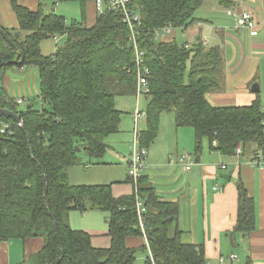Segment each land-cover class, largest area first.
Listing matches in <instances>:
<instances>
[{
    "label": "trees",
    "instance_id": "obj_1",
    "mask_svg": "<svg viewBox=\"0 0 264 264\" xmlns=\"http://www.w3.org/2000/svg\"><path fill=\"white\" fill-rule=\"evenodd\" d=\"M56 1H77L81 21L67 23L62 15L45 13L41 0L35 9L9 0L17 26L6 28L0 22V29L23 53L16 59L0 33V107L20 118L18 124L0 113V124H6L0 131V240L42 237L33 264H55L58 257V264H135L138 251H145V264H152L150 256L155 264H208L202 245L181 240L178 203L161 199L142 172L147 150L158 135L161 114L172 112L176 128L192 129L194 155L206 141L210 151L233 157L251 150V163L263 160L261 96L256 94L246 105H212L206 94L223 83L222 47L206 46L198 37L189 47L174 37L163 41L156 36L165 26L184 32L196 22L194 13L204 0H131L127 8L139 17L134 37L121 9L100 14L95 10L94 23L86 25L87 4L94 0ZM56 35L66 39L52 54H43L40 43ZM134 42L142 52L141 68L148 70L144 110L136 93ZM29 66L38 71L39 109L31 104L19 108L20 97L4 87L8 69ZM133 95L139 113L135 121L134 111L133 138L136 129L137 149L145 150L136 180L127 174L133 191L114 196L111 183L71 184L68 169L82 163V152L98 163L106 153V138L119 130L122 111L116 97ZM140 120L144 127L138 129ZM129 149L125 161L133 152V139ZM237 191L236 221L229 234L248 236L255 229V202L242 182H237ZM137 201L145 208L140 215ZM71 210L106 213L109 246L95 247L89 232L72 228L67 221ZM128 237H143L145 242L129 246ZM245 264L254 263L247 257Z\"/></svg>",
    "mask_w": 264,
    "mask_h": 264
},
{
    "label": "crops",
    "instance_id": "obj_2",
    "mask_svg": "<svg viewBox=\"0 0 264 264\" xmlns=\"http://www.w3.org/2000/svg\"><path fill=\"white\" fill-rule=\"evenodd\" d=\"M18 1L35 9L38 0ZM226 1V4H222L219 0H204L194 13L196 22L189 25L184 32H179L180 39L178 36L176 38L177 30L159 38L168 41L174 37L186 42L189 47L197 37L202 39L206 46L220 45L223 55L221 71L223 83L219 90L207 93L206 99L212 105H246L255 98L256 94L261 96L263 87L260 81L264 79V0ZM228 9L233 10L236 15L241 11L250 12L256 34H251L248 28L237 27L236 16L229 14ZM87 10L85 24L91 25L96 16L93 2L87 4L86 12ZM0 22H3L6 28L17 26L9 0H0ZM58 37L57 35L53 37L55 45L61 39ZM20 74H23L22 78H26L29 84L32 77L35 81L38 71L37 68L28 69V67L19 69L14 67L7 70L4 87L13 97L20 94L18 84L20 82L23 84ZM256 84L259 92L252 91ZM261 102H264V96H261ZM163 114L161 116H164ZM121 118L119 130L106 138L108 146L105 158L103 156L98 164H106L108 161L106 156L107 159L121 157L119 161L126 164L128 134L121 131L129 132L126 124L130 122V116H121ZM164 120L170 125L168 116L164 117ZM141 121H143L142 128L144 120ZM162 124L160 119L161 133ZM166 136L165 143L155 142V139L150 145L146 156L147 166L142 172L148 176L161 199L178 203L181 240L202 245L208 264H245L247 257H250L254 264H264V169L250 162L251 150H246L240 156L228 157L218 151H210L203 145L199 153V163L193 162L190 169L186 170L176 161V157L187 152L192 157L195 156L192 153L193 131L172 126ZM220 165H225V168H221ZM126 179L127 175L124 179L110 180L114 196L133 191L131 183L126 182ZM237 182H242L255 202V229L248 236L241 233L229 234L237 215ZM216 186L221 187L222 190H216ZM95 212L101 214H98V217L102 218L104 224L94 226L98 224L97 216H95L96 224L93 220L84 218L82 219L84 224L89 225L82 230L91 234L93 246L108 247L110 237L107 235V214L101 211L86 213ZM69 215L68 213V223ZM144 242L143 237H128L126 241L129 246H138ZM42 246V237L0 240V264H33L32 256ZM136 259L137 264H145L144 254L141 255V260L137 255Z\"/></svg>",
    "mask_w": 264,
    "mask_h": 264
},
{
    "label": "rangeland",
    "instance_id": "obj_3",
    "mask_svg": "<svg viewBox=\"0 0 264 264\" xmlns=\"http://www.w3.org/2000/svg\"><path fill=\"white\" fill-rule=\"evenodd\" d=\"M43 3V10L45 13L48 12H54L56 14L62 15L66 18L67 23L75 20V21H81V13H80V7L79 3L77 1H62L58 2L56 0H41ZM34 7V6H32ZM88 13V10L87 12ZM6 20H9L6 18ZM3 23V22H2ZM86 23V22H84ZM14 26V24L12 25ZM179 35V32L176 33V38ZM61 39H59L57 45H60L64 42L66 39L65 36H59ZM58 37V38H59ZM178 39L180 37L178 36ZM55 41L53 37L45 39L41 43V51L45 55L52 54L55 50ZM222 67V66H221ZM35 68L33 66H29L28 69ZM23 74H20V80H23V84H18V90L20 94L16 95L17 97H20L21 99L23 98V101L19 103V108H25L27 105L31 104L34 109H39L41 107L40 103V98L38 97L39 92H38V87H39V82H38V76L36 77L35 81H33V77L30 79L29 84H27V79L22 78ZM261 85L264 87V79H261ZM262 87L261 91V96H264V88ZM16 94V93H15ZM28 98V100H27ZM136 95L133 96H118L116 98V106L117 108L122 110V117L123 116H130V122L126 124V128H129V132L126 133L125 131H121V133L128 134V142L129 145L132 142L133 139V127H134V111L136 109ZM27 100V101H26ZM139 108L141 110H144L146 108V97L144 96L143 93L140 94L139 96ZM263 109H264V102H262ZM164 113V114H163ZM162 114L164 116H160L162 124V133L159 132V136H157L155 142L159 143H165L167 141V136L166 134L171 130L172 126H174L173 123V113L172 112H163ZM170 119V125L167 124V121L164 120V117ZM122 119V118H121ZM166 122V123H165ZM143 121H141L137 128L140 129ZM160 127V123H159ZM192 130L191 128H187ZM159 130V129H158ZM161 130V129H160ZM205 143V144H204ZM127 143V146H129ZM204 147L207 149V142H203ZM129 147L127 149V156L129 154ZM188 153V152H187ZM193 153V150H192ZM81 157L83 158V161L81 164H77L75 166H72L68 169V180L71 184H104V183H109L110 180H120L124 179L126 175L128 174V166L119 159L115 158H109L107 159L106 156V164H98L94 163V159H90L84 152H82ZM105 158V155H104ZM69 224H71L75 229H82L85 227H88V225L84 224V221L82 219L87 218L93 220V223L96 224L97 219L95 216L98 218V224L94 226H100L101 224L103 225L102 218L98 217L99 213H86V214H81L80 212L73 210L69 212ZM101 215V214H99ZM74 218V219H72ZM92 226V225H91ZM145 252V251H144ZM143 251H138L137 252V257H139V260H141V255L144 254ZM138 260V261H139ZM137 259L136 263L137 264Z\"/></svg>",
    "mask_w": 264,
    "mask_h": 264
},
{
    "label": "built area",
    "instance_id": "obj_4",
    "mask_svg": "<svg viewBox=\"0 0 264 264\" xmlns=\"http://www.w3.org/2000/svg\"><path fill=\"white\" fill-rule=\"evenodd\" d=\"M131 0H94V6L97 13H104L106 9H121L123 12V21H125L129 29L131 31L132 37H134V29H135V23H138V15L133 14L128 8L127 5L130 3ZM227 12L229 14H234L236 16V24L239 28H248L250 29L251 34H256V31L253 29L254 27V21L252 18V15L248 11H241L237 15L234 13L233 10L228 9ZM174 31V28L172 26H165L162 27L157 33L156 36L160 37L165 34H172ZM135 47V61L138 67V73H137V96L138 94L143 93L145 86H146V75L148 73V70L144 67L141 68V57L142 52L138 51L137 46L134 42ZM23 100L21 98L17 99V102H22ZM137 110L135 111V121L138 117ZM4 127H6V124H0V131L2 132ZM137 133L136 129H134V138H133V152L130 154V156L126 159L125 162H127L128 165V173L131 175L134 180H136L137 175V168L140 166L141 158L145 154V150L141 149L140 151L137 149ZM215 143V141L213 142ZM240 147L238 146L236 149V154H240ZM176 161L183 165V167L187 170L190 169L191 165L193 164V157L189 153H182L176 157ZM253 165L258 166L259 168L264 169V159H255L252 162ZM221 168H225V165H220ZM216 190L221 191L222 188L219 186L215 187ZM136 209L138 214L140 215L145 208L143 207L142 203L137 201L136 202ZM152 264H155L153 258L150 256Z\"/></svg>",
    "mask_w": 264,
    "mask_h": 264
},
{
    "label": "water",
    "instance_id": "obj_5",
    "mask_svg": "<svg viewBox=\"0 0 264 264\" xmlns=\"http://www.w3.org/2000/svg\"><path fill=\"white\" fill-rule=\"evenodd\" d=\"M0 33L1 35L3 36V38H5L9 43L10 45L14 48L15 52H16V59L18 57H20L21 59L23 58V53L21 51H18L17 48L14 46V44L7 38L6 34L4 33V31L2 29H0ZM4 65V63H0V68ZM252 91L253 92H259V88L257 87V84H256V87L255 88H252ZM29 107V106H28ZM0 113L7 116V117H10L12 119H14L18 124H20V118L18 116L17 113L9 110V109H6V108H1L0 107ZM75 150L76 152H80V148L78 147H75ZM81 161V157H78L77 158V163H79ZM200 161V156L199 154L195 155L193 157V162L194 163H199ZM51 216L53 217V214L51 213ZM54 230H55V235H56V238H57V243H58V246L59 248H61V241H60V238L58 236V233H57V228H56V223L54 222ZM61 253L63 254V251H61ZM60 261V257H58L55 261V264H58Z\"/></svg>",
    "mask_w": 264,
    "mask_h": 264
}]
</instances>
